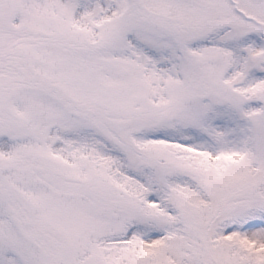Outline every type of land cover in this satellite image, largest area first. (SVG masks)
Here are the masks:
<instances>
[{"label":"snow or ice","instance_id":"snow-or-ice-1","mask_svg":"<svg viewBox=\"0 0 264 264\" xmlns=\"http://www.w3.org/2000/svg\"><path fill=\"white\" fill-rule=\"evenodd\" d=\"M0 264H264V0H0Z\"/></svg>","mask_w":264,"mask_h":264}]
</instances>
